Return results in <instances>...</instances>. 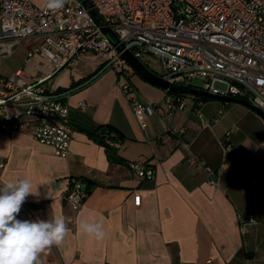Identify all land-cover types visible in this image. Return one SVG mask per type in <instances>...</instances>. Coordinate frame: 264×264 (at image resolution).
Instances as JSON below:
<instances>
[{
  "label": "crops",
  "instance_id": "crops-1",
  "mask_svg": "<svg viewBox=\"0 0 264 264\" xmlns=\"http://www.w3.org/2000/svg\"><path fill=\"white\" fill-rule=\"evenodd\" d=\"M41 39L28 36L19 42H25L23 60L10 73L26 67L29 78L43 73L47 58L40 52L27 56ZM86 53L95 58L87 59ZM84 54L59 80L52 76L50 90L72 89L62 99L71 122L88 128L111 124L123 134L114 143L118 155L149 163L154 174L141 178L126 164L110 163L104 147L84 130L74 128L65 155L29 131L0 130L3 183L27 177L40 185V196L26 199L33 212L22 220L63 216L68 224L61 245L40 255L42 264H264V117L243 103L188 93L184 107L172 112L161 102L142 128L131 95L160 101L165 90L126 64L123 72L108 66L80 85L103 63L93 51ZM77 59L87 64L76 66ZM126 82L130 90L122 87ZM200 163L216 171L217 185ZM74 176L94 183L77 210L63 197ZM84 221L101 223L104 238L80 230Z\"/></svg>",
  "mask_w": 264,
  "mask_h": 264
},
{
  "label": "built area",
  "instance_id": "built-area-1",
  "mask_svg": "<svg viewBox=\"0 0 264 264\" xmlns=\"http://www.w3.org/2000/svg\"><path fill=\"white\" fill-rule=\"evenodd\" d=\"M90 1L135 56L140 58L147 51L157 53L150 48L162 52L159 74L169 81L244 98L264 111V0ZM0 31V59L11 56L14 47L28 36L42 39L27 56L40 52L47 58L43 73L33 78L20 68L10 74L0 73V130L29 131L35 140L65 155L74 127L67 105L51 94L52 76L87 51L95 52L103 63L110 62L117 72H123L129 64L119 57L78 0H66L56 11L32 0H0ZM197 77L201 78L199 86L192 83ZM122 87L131 89L128 82ZM187 94L165 90L160 101H139L131 95V107L145 128L146 116L156 112L161 102L172 112L184 107ZM85 104L82 101L79 105ZM182 145L187 147L188 143L182 141ZM190 161L198 163L193 157ZM200 166L208 181L217 185L216 171L203 163ZM128 167L141 178L153 177L154 168L147 162L131 160ZM3 168L1 160L0 186L5 185L1 180ZM63 197L72 210L80 208L85 197L80 180L70 177ZM31 212L32 206L25 201L17 219ZM249 219L253 220V214Z\"/></svg>",
  "mask_w": 264,
  "mask_h": 264
},
{
  "label": "clouds",
  "instance_id": "clouds-1",
  "mask_svg": "<svg viewBox=\"0 0 264 264\" xmlns=\"http://www.w3.org/2000/svg\"><path fill=\"white\" fill-rule=\"evenodd\" d=\"M66 0H44L45 7L56 11ZM40 185L31 179L18 178L0 186V264H42L40 255L64 241L69 228L66 218L17 219L28 196L39 197ZM79 229L97 240L105 236L99 222H81Z\"/></svg>",
  "mask_w": 264,
  "mask_h": 264
},
{
  "label": "water",
  "instance_id": "water-1",
  "mask_svg": "<svg viewBox=\"0 0 264 264\" xmlns=\"http://www.w3.org/2000/svg\"><path fill=\"white\" fill-rule=\"evenodd\" d=\"M81 5H83L85 8L88 9L89 14L92 16L93 20L97 25H99L101 31L104 33V35L109 39L112 45L115 46L116 52L119 54V57L124 60L127 64H129L137 73H139L143 78H145L148 82L157 85L164 90L170 91V92H180V93H191L195 95H203L210 98H219L225 101H232V102H239L246 104L253 110H255L258 114H260L262 117H264V111H262L257 106H254L250 104L246 99L235 97L232 95H219L214 93H209L207 91H204L202 89H199L197 87L189 86V85H181L174 82L169 81L166 77L162 76L161 74L157 73L156 71L152 70L148 67L139 57L135 56L133 52L129 48H125L124 44L119 41L116 34L110 29L109 26H107L100 16V14L97 12V10L92 6V3L90 0H78ZM150 50L156 51L158 54H162V52L158 50H154L153 48H150ZM164 54V53H163ZM166 56H169L167 54H164ZM110 62L105 63L100 69H98L94 74H92L88 79H86L83 83L80 85H83L92 79H94L96 76H98L102 71H104L106 68H108ZM72 89L67 90L65 93L70 92ZM59 95H56L58 97Z\"/></svg>",
  "mask_w": 264,
  "mask_h": 264
},
{
  "label": "trees",
  "instance_id": "trees-1",
  "mask_svg": "<svg viewBox=\"0 0 264 264\" xmlns=\"http://www.w3.org/2000/svg\"><path fill=\"white\" fill-rule=\"evenodd\" d=\"M105 63H102L95 71L89 74L86 78L91 76L94 72H96L99 68H101ZM86 78L82 79L81 81L85 80ZM69 90L66 88L65 90H55L51 92L53 95H59L58 99L62 100L64 98V92ZM198 98L203 100L210 99V97L203 96V95H196ZM72 125L75 129H80L86 131V133L97 143L104 147L106 157L110 163H122L128 165V162L118 155L117 149L114 146V143L120 142L123 139V134L111 124H99L95 128H88L81 124H76L72 122ZM75 179L80 180L83 184V189L85 194L91 191L93 187V181L89 178L83 176H74ZM149 179V178H148Z\"/></svg>",
  "mask_w": 264,
  "mask_h": 264
},
{
  "label": "rangeland",
  "instance_id": "rangeland-1",
  "mask_svg": "<svg viewBox=\"0 0 264 264\" xmlns=\"http://www.w3.org/2000/svg\"><path fill=\"white\" fill-rule=\"evenodd\" d=\"M0 33H1V31H0ZM24 43L25 42L18 43L14 47V51H13V54L11 56L0 59V73L8 74L11 71H13L17 66H19L21 64V62L23 60ZM84 57H86L87 59L95 58V56L92 53H86V54H84ZM140 59L146 65H148L149 68L156 71L157 73L162 72V58H161L160 54L155 53V52H151V51H147V52L142 53V55L140 56ZM119 61H121V60H119ZM83 64L86 65L87 61L77 59L76 66L83 65ZM37 66H39V65H37ZM66 68H67V66L63 67L60 71H58L57 74H55L56 77H55L54 82L59 80L58 77L61 76V74L63 72H65ZM25 71L30 72V70L27 67H26V69H24V72ZM192 83L196 86H199L201 84V78L200 77L193 78ZM217 85H219L221 87L224 86L223 83H220V82H217ZM138 89H139L138 90L139 93H141L142 89L141 88H138Z\"/></svg>",
  "mask_w": 264,
  "mask_h": 264
}]
</instances>
